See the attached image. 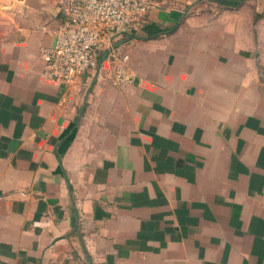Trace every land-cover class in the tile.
Returning a JSON list of instances; mask_svg holds the SVG:
<instances>
[{"label": "crops", "instance_id": "crops-1", "mask_svg": "<svg viewBox=\"0 0 264 264\" xmlns=\"http://www.w3.org/2000/svg\"><path fill=\"white\" fill-rule=\"evenodd\" d=\"M63 1L0 0V264H264V0H150L70 85Z\"/></svg>", "mask_w": 264, "mask_h": 264}, {"label": "built area", "instance_id": "built-area-1", "mask_svg": "<svg viewBox=\"0 0 264 264\" xmlns=\"http://www.w3.org/2000/svg\"><path fill=\"white\" fill-rule=\"evenodd\" d=\"M66 18L54 31V42L40 50L44 77L55 83L73 84L75 79L97 65L95 48L108 36L138 24L153 7L150 0H64ZM108 55L115 60L113 81L132 84L135 75L126 65L128 56L112 42Z\"/></svg>", "mask_w": 264, "mask_h": 264}, {"label": "trees", "instance_id": "trees-1", "mask_svg": "<svg viewBox=\"0 0 264 264\" xmlns=\"http://www.w3.org/2000/svg\"><path fill=\"white\" fill-rule=\"evenodd\" d=\"M243 0H218L219 3L228 6H238Z\"/></svg>", "mask_w": 264, "mask_h": 264}]
</instances>
